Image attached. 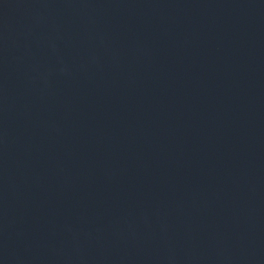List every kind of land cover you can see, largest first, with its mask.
<instances>
[{
    "label": "water",
    "instance_id": "obj_1",
    "mask_svg": "<svg viewBox=\"0 0 264 264\" xmlns=\"http://www.w3.org/2000/svg\"><path fill=\"white\" fill-rule=\"evenodd\" d=\"M0 264H264V0H0Z\"/></svg>",
    "mask_w": 264,
    "mask_h": 264
}]
</instances>
